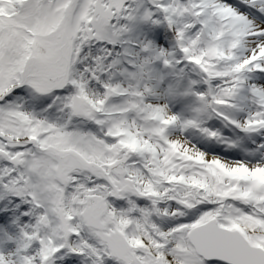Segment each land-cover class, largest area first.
Instances as JSON below:
<instances>
[{"label": "snow or ice", "instance_id": "6c2138e0", "mask_svg": "<svg viewBox=\"0 0 264 264\" xmlns=\"http://www.w3.org/2000/svg\"><path fill=\"white\" fill-rule=\"evenodd\" d=\"M0 264H264V0H0Z\"/></svg>", "mask_w": 264, "mask_h": 264}]
</instances>
